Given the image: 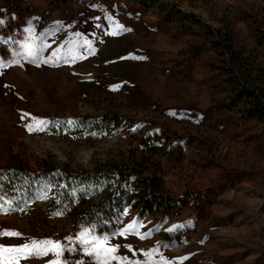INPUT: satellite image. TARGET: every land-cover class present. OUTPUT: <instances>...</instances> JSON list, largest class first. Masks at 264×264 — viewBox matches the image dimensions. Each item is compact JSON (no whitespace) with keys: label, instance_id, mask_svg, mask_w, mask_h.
Wrapping results in <instances>:
<instances>
[{"label":"rangeland","instance_id":"obj_1","mask_svg":"<svg viewBox=\"0 0 264 264\" xmlns=\"http://www.w3.org/2000/svg\"><path fill=\"white\" fill-rule=\"evenodd\" d=\"M173 1L184 27L138 0H0V246L30 249L0 251V264H264V126L224 107L204 38L226 18L264 64V0ZM102 116L107 132L89 134ZM146 134L164 141L165 184L182 203L169 216L125 209L109 231L73 230L53 176L29 198L4 182L14 157L63 172Z\"/></svg>","mask_w":264,"mask_h":264},{"label":"trees","instance_id":"obj_2","mask_svg":"<svg viewBox=\"0 0 264 264\" xmlns=\"http://www.w3.org/2000/svg\"><path fill=\"white\" fill-rule=\"evenodd\" d=\"M3 1L16 8L21 4V0ZM54 1L66 4L68 0ZM138 1L167 22L185 26L187 16L173 0ZM218 22L220 25L206 28L204 38L216 54L217 71L230 91L224 107L235 111L243 120H256L264 126V64L254 51L236 45L226 18ZM112 122L108 116L94 118V128L89 134L100 137ZM163 142L150 134L142 135L136 146L93 153L89 165L65 164L63 172L52 171L44 162L37 164L41 167L38 171L14 157L4 168L3 176L7 178L4 182L9 190L19 189L29 198L36 183L51 175L64 189L62 200L67 208L63 211L73 222L72 229L90 222L98 232H106L117 224L125 209L136 210L139 215L169 216L181 208L179 198L169 192L165 184ZM57 197L61 195L57 193ZM55 200L53 197L49 202L53 204Z\"/></svg>","mask_w":264,"mask_h":264},{"label":"snow or ice","instance_id":"obj_3","mask_svg":"<svg viewBox=\"0 0 264 264\" xmlns=\"http://www.w3.org/2000/svg\"><path fill=\"white\" fill-rule=\"evenodd\" d=\"M35 123L38 125V126H42L45 122L43 120H36ZM71 123V122H70ZM30 131L32 130H38V129H35L33 127H30L29 128ZM134 227V226H133ZM4 235H16L15 233H8V232H5L3 233ZM85 243H87V241H85ZM106 243V241H105ZM34 249H38L40 248V245H37V244H33L32 246ZM53 248L55 249H59V245H52ZM99 247V245H98ZM25 250H29V246L28 245H24L23 248H16V249H9V248H6V247H3V246H0V251H3V252H22V251H25ZM115 249L112 248V249H106L105 252H114ZM97 256H99V252H97ZM114 258V257H113ZM106 264V262H105Z\"/></svg>","mask_w":264,"mask_h":264}]
</instances>
